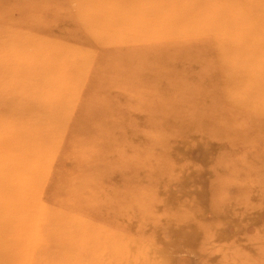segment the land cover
Masks as SVG:
<instances>
[{
	"label": "rangeland",
	"instance_id": "obj_1",
	"mask_svg": "<svg viewBox=\"0 0 264 264\" xmlns=\"http://www.w3.org/2000/svg\"><path fill=\"white\" fill-rule=\"evenodd\" d=\"M178 72L198 102L184 103ZM237 75L261 81L262 116L234 110ZM0 85V103L19 91L0 105V135L35 163L21 180L32 204L0 202V226L28 224L25 239L71 242L94 264H264V0H0ZM152 85L183 127L156 124ZM27 98L55 110L17 118ZM13 172L0 168L9 184ZM3 232L11 264L27 251Z\"/></svg>",
	"mask_w": 264,
	"mask_h": 264
},
{
	"label": "bare ground",
	"instance_id": "obj_2",
	"mask_svg": "<svg viewBox=\"0 0 264 264\" xmlns=\"http://www.w3.org/2000/svg\"><path fill=\"white\" fill-rule=\"evenodd\" d=\"M253 1V0H252ZM253 3V2H252ZM253 7V6H252ZM258 7V6H257ZM254 8V7H253ZM256 9V8H255ZM22 66V65H21ZM42 66V65H41ZM72 66V65H71ZM70 66V67H71ZM147 66H151V65H144V67H147ZM46 67V66H45ZM56 68V67H55ZM63 67H59V73H58V75L61 73L60 71H62V74L63 75H65V71H63V70H60V69H62ZM72 68V67H71ZM80 68V67H79ZM66 69H67V67H66ZM73 69V68H72ZM84 70H86V68H83ZM24 69L22 68V71H23ZM29 70V69H28ZM27 70V71H28ZM65 70V69H64ZM67 71H68V69H67ZM74 71H75V69H74ZM73 71V72H74ZM29 72V71H28ZM57 71H55V73H56ZM70 72H71V69H70ZM75 73V72H74ZM61 74V75H62ZM149 74V79L151 78L152 79V82L153 81H156V80H153L154 78H156V77H158V79L160 80V81H163L164 83H166V84H168L167 83V81H169V80H167V79H165L163 76H167V75H171L169 72H168V70H164V71H162V72H160V71H157L155 68H150L149 69V71H148V73H147V75ZM52 75V74H51ZM51 75H49L50 77H51ZM63 75H62V77H63ZM146 75V76H147ZM57 76V75H56ZM83 76V75H82ZM146 76H144V77H142V78H144V80L146 79ZM173 76V75H172ZM52 77H54V76H52ZM49 78V77H48ZM172 79L173 80H176V81H180V83H181V86H182V89L185 91V95H186V97H189L184 103L186 104V105H189V103H188V101H190V102H198V96L197 97H195V95H196V92H197V88H195V87H193V88H188V86L184 83V81H183V79H184V76H183V74L181 73V72H178L177 74H176V76H173L172 77ZM231 82H233L234 80H236L235 81V83H237V85L239 84V89L240 88H247V91H246V93L242 96V97H239V99L237 98V104H236V102H235V104H236V108L234 109V110H237L238 111V108H240V109H243V110H245L246 112L247 111H250V113H252L253 112V115L256 117V118H258V116L260 117V116H262V112H261V106H260V99L258 98V100H255V102H254V97H256V95L257 96H260V98H261V92L263 91L262 90V85H261V81H259V83L258 82H256V81H254V82H251V81H249L250 79H248L247 77H245V76H236L235 78L233 77V76H231ZM170 83V88H168L167 86H165L164 84H163V86H165L167 89L165 90V92H168V93H170V92H175V89H176V86L174 85V83H172V82H169ZM250 85V87H249V85ZM5 86H8L9 88H10V85H9V83L8 82H4V88H6ZM59 88V87H58ZM7 89V88H6ZM17 89V88H16ZM151 89H153V91H156V92H158L159 93V101L157 102V103H155V108L157 109V112H158V116H157V120H156V124H157V122H158V124L159 125H161L162 126V128H164V130L165 129H168V130H170V126H182L183 127V125L182 124H180L181 122L180 121H176L177 120V116H176V114L170 109V110H166L167 112H168V114L165 112V113H163L162 114V110H161V107H162V105H163V99H166V102H167V95L165 94V96H166V98H164V94H162V92L161 91H159V89L158 88H155L153 85L151 86ZM0 91H1V85H0ZM18 89L14 92V93H9V94H6L5 93V95L8 97V101H9V103H15V98H14V96L16 95V94H19L18 92ZM2 92V91H1ZM250 93H252L253 95L252 96H250L249 94ZM37 94V93H36ZM24 96H27V97H29V98H31V99H33L32 98V96L33 95H31V94H23ZM151 97H153V96H151ZM28 99V98H27ZM59 99V98H58ZM28 100H30V99H28ZM31 101V100H30ZM60 101V100H59ZM67 101V100H66ZM55 102V101H54ZM61 102V101H60ZM4 98H3V100L1 101V103H0V105L2 106V107H6L7 108V104H9ZM19 103V102H18ZM33 103V104H32ZM64 103H65V101H64ZM183 103V102H182ZM46 104H48V105H51V107L52 108H54L55 106L53 105V101H52V103L51 104H49V103H41L40 104V102L39 103H37V102H30V103H27V104H25V105H17L18 106V109H17V111L18 112H20V116L19 117H17V118H20V117H23L24 116V114H26V115H28V114H31L30 112H37V113H40V106H42V105H46ZM48 105H46L47 107H49ZM56 105V104H55ZM62 105V104H61ZM66 105H68V104H66ZM64 106V108H62V109H60V110H62L63 111V109H65V107H68L69 108V106ZM168 106V105H167ZM10 107H12V105L11 106H9V108ZM59 107V106H58ZM68 108L66 109V110H68ZM196 108L198 109V105H196ZM70 109H72V107L70 108ZM54 110H55V108H54ZM7 111V110H6ZM14 111H16V110H14ZM51 111V110H50ZM56 112V111H55ZM64 112V114H67V112L66 111H63ZM66 112V113H65ZM182 116L183 117H186V118H190L191 117V115H189V114H187V113H185V111H183L182 110ZM62 113V112H61ZM70 113V112H69ZM255 113H257V114H260V115H256ZM57 114H58V112H57ZM63 114V115H64ZM70 115V114H69ZM170 115H173V118L170 116ZM24 118H26L25 116H24ZM32 118V117H31ZM151 118H153V117H151ZM2 119H3V117H2ZM8 119V118H7ZM36 121H34V124H33V126H35L36 124H37V122H38V120L40 121V119H36V118H34ZM174 119H176L175 121H173ZM24 120V119H23ZM159 120V121H158ZM178 123V124H177ZM159 125H157V127L159 126ZM33 126H32V128H33ZM160 126V127H161ZM74 127V126H73ZM28 129V128H27ZM9 130V129H8ZM13 130V129H12ZM34 133V132H33ZM2 134V133H1ZM8 135V134H7ZM8 137H12V135H9ZM15 138L17 139L18 138V136L16 135L15 136ZM41 138V137H40ZM45 139V138H44ZM44 139H42V140H44ZM21 140V139H20ZM26 140V139H25ZM39 140V139H38ZM46 140V139H45ZM32 141H33V139H32ZM35 141V140H34ZM47 141V140H46ZM10 142H11V144H10ZM20 143V142H19ZM35 143V142H34ZM43 143H44V141H43ZM42 143V144H43ZM18 143H15L14 141H11L10 139H8L7 137H5L3 134L2 135H0V163H1V166H0V168H1V170H2V173H4V174H6L7 173V175L8 174H10L12 171H14L13 173H14V175H16V177H18V179L19 180H15L17 183L15 184V183H12V184H9V183H7V178H4V175L2 176L1 174H0V195H2V194H7V195H9V197L10 198H13V199H15V200H13V199H8V200H6V199H3V198H1L0 197V202H5L4 203V205L3 206H10V207H12V208H20V207H24V206H26V207H28L30 204H32V201H31V199H33L32 198V196L30 197V195H29V190L27 189V187L28 186H30L31 185V183H32V181L31 182H26L25 184H26V188H24V189H22V186H21V180H22V178H24L25 176H28V174L29 173H31L32 172V169H33V164H35V163H29L30 162V158L29 157H25V156H23V155H21L20 154V152H23V150H22V148H24L23 146H21L20 144H18ZM32 145V144H31ZM34 145V144H33ZM35 145H36V143H35ZM37 145H38V141H37ZM39 146V145H38ZM41 146V145H40ZM36 147V146H35ZM33 148H34V146H33ZM43 148V147H42ZM25 149V148H24ZM26 150V149H25ZM29 150H31V149H29ZM40 150V149H39ZM38 152H40V151H38ZM42 152H40V154H41ZM16 155V156H15ZM32 156V155H31ZM20 159H22V160H20ZM40 163V162H39ZM38 163V164H39ZM28 164H29V168L28 167H26V166H28ZM42 164V163H41ZM15 166H16V168H15ZM13 168H14V170H13ZM24 168V169H23ZM37 170V169H36ZM35 170V172H37ZM40 171V170H39ZM34 173V172H33ZM39 173V172H38ZM34 176H35V174H34ZM37 176V175H36ZM2 179H4L3 181H2ZM38 181V180H37ZM39 183V182H38ZM4 187L5 188H7V190H4ZM8 192V193H7ZM133 192V191H132ZM132 192H131V194H132ZM130 193V192H129ZM134 193H136V192H134ZM130 194V195H131ZM138 195H134V196H132V197H129V194H128V197L129 198H131V199H134V198H136ZM125 197V196H124ZM123 197V198H124ZM128 197L126 198V199H123V202H124V207H125V211H126V207H127V204H128V202H129V200H128ZM31 198V199H30ZM35 199V198H34ZM126 200H127V204H126ZM38 201V200H37ZM34 203V202H33ZM36 203V202H35ZM37 204V203H36ZM35 204V205H36ZM1 206H2V204H1ZM1 208V207H0ZM65 218H66V220L67 221H69V224H68V226H67V230L68 231H70V223L72 222L71 221V219L69 218V217H67L66 215H65ZM71 221V222H70ZM25 225H28V224H24V225H21V226H19V227H13L12 229H10V228H7V227H2V226H0V233H2L3 231V233L5 234V236L8 238L9 237V240H10V238H12V237H14L15 236V234L16 233H20V235H21V243H22V251H27V253H24V252H21V255H18V254H16V253H14V252H11V254H12V257H9V260H10V263L11 264H18V263H21V264H35V262H34V259H33V257L34 258H36V255H39L40 256V264H41V260L44 258V257H46V256H49L48 257V261H49V258L51 259V256H59L55 261H54V263L53 264H90V262L92 263V264H94L93 263V261H90L91 260V254L87 257V260H88V262L86 261V260H84V259H82V256L79 254V253H77L76 254V257H75V259H73L72 258V256H73V245H72V243L70 242L69 244H68V241H67V243H66V246L64 245V244H60L59 242H55V243H52V244H46V243H44V242H42V241H40V244L37 246V244H36V242H37V240L34 238V229H33V227H32V229L33 230H31L29 233H30V236H29V238L31 239V241L30 240H27V239H25V233L26 232H28L27 231V228H26V226ZM81 224L79 223V222H77V226H80ZM25 228V229H24ZM38 229L40 230V224H38ZM23 231V232H22ZM27 234V233H26ZM11 241V240H10ZM12 242V241H11ZM13 245H14V247H15V244L13 243ZM52 246L54 247V250L53 251H51V252H49L51 249L50 248H52ZM64 246V247H63ZM76 247H78V245H76ZM75 247V250H77V248ZM50 249V250H49ZM53 249V248H52ZM49 250V251H48ZM70 253H72V254H70ZM5 259V255L3 254V252L1 251V249H0V261L1 260H4ZM90 261V262H89ZM44 264H46V262L44 263Z\"/></svg>",
	"mask_w": 264,
	"mask_h": 264
}]
</instances>
